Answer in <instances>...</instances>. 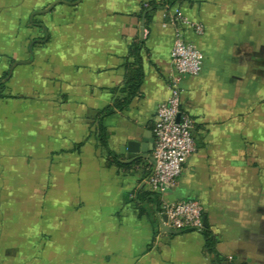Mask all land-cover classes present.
<instances>
[{
    "label": "crops",
    "instance_id": "obj_1",
    "mask_svg": "<svg viewBox=\"0 0 264 264\" xmlns=\"http://www.w3.org/2000/svg\"><path fill=\"white\" fill-rule=\"evenodd\" d=\"M50 1L32 0L9 23L0 16V78L9 62L10 79L25 73L26 90L37 86L23 95L32 111L25 113L26 156L48 173L43 192L67 177L74 185L64 190H73L75 203L58 197L63 210L53 227L75 223L73 234L86 239L80 252L94 264L101 256L103 264H264V0H179L174 7L204 30L198 36L180 27L203 57L200 74L178 83L196 150L158 203L142 198L152 159L129 162L135 156L120 150L128 141L153 145L156 109L175 76L174 27L163 26L174 9L146 8L162 0H76L73 7L63 1L52 9ZM7 6L0 0L1 12ZM34 13L43 21L19 18ZM18 29L25 31L20 37ZM27 43L24 66L18 60L26 58ZM13 84V100L21 99L20 83ZM98 122L110 157L128 167L98 148ZM34 145L41 146L38 155ZM188 200L202 206L212 246L202 231L165 230L161 203Z\"/></svg>",
    "mask_w": 264,
    "mask_h": 264
},
{
    "label": "rangeland",
    "instance_id": "obj_2",
    "mask_svg": "<svg viewBox=\"0 0 264 264\" xmlns=\"http://www.w3.org/2000/svg\"><path fill=\"white\" fill-rule=\"evenodd\" d=\"M63 1H71L68 7H73L76 0H54L50 1L48 6L52 9L54 5ZM3 2L10 7L7 6V11L3 8L4 13L0 10V16L3 22H8V18H14L13 16L29 8L32 0H3ZM40 9L46 11L47 8L45 6ZM21 17L24 23L32 24L43 21L42 15L36 13L19 18ZM18 30L19 35H17L20 37L25 31ZM35 32V38L41 42L44 38L43 31L36 29ZM24 47L27 50V59H20L18 63L22 61V64L27 66L29 43ZM4 54L7 53L4 52ZM1 61L2 56H0V66ZM5 64L8 66L7 70H4L7 74L4 78L3 76L2 79L0 78V264H94L90 260V254L80 252L86 249V239L73 234L75 223H67L66 228L63 229L64 226L62 229L59 228L60 232L53 227L51 221L58 217L59 208L63 210V207L57 204L58 197L62 202L70 196L71 199L74 198L73 190H64L67 185L68 188L74 185L67 177L68 181L64 179L60 184L51 181L49 191L44 188L45 193L43 192L42 183H45L46 178L44 181L42 178L48 177V173H43L42 176L41 172L45 171L43 164L39 160L36 161L35 157L32 161L26 156L27 145L30 142H27L25 113L29 114L32 111L30 100L26 101L23 95L29 98L28 95L36 93L37 86L26 90L27 76L22 72L21 77L10 79V63L5 62ZM14 64L11 62L13 67ZM14 82L20 83L21 86L20 89L15 90L18 96H23L18 100H13L12 97L16 95L13 91ZM36 147L34 145V155L37 154L36 149H40L41 146ZM28 149L31 150V148ZM55 174L49 177L56 178ZM74 203L75 199H72L71 204ZM42 231L46 233L44 235L47 238L43 239L40 236ZM100 258L99 264H103L104 256Z\"/></svg>",
    "mask_w": 264,
    "mask_h": 264
},
{
    "label": "built area",
    "instance_id": "obj_3",
    "mask_svg": "<svg viewBox=\"0 0 264 264\" xmlns=\"http://www.w3.org/2000/svg\"><path fill=\"white\" fill-rule=\"evenodd\" d=\"M174 27V41L170 51V62L175 72L167 85L168 97L159 104L153 125V149L151 158L153 167L147 185L153 192L162 194L173 186L181 176L185 161L195 152L192 136L193 121L180 110L179 77H196L202 70L203 57L197 46L185 40L180 27L203 34V26L186 19L179 9L167 16L164 27ZM165 217L163 224L172 231H202L203 208L193 200L166 202L160 207ZM230 264V263H226Z\"/></svg>",
    "mask_w": 264,
    "mask_h": 264
},
{
    "label": "trees",
    "instance_id": "obj_4",
    "mask_svg": "<svg viewBox=\"0 0 264 264\" xmlns=\"http://www.w3.org/2000/svg\"><path fill=\"white\" fill-rule=\"evenodd\" d=\"M178 1L179 0H162V3H160V4L156 3V1H151L150 3H148V6L146 8L151 9V13H152V11L156 10L157 8H164L165 6H168L169 9H174V7H176V4L178 3ZM68 2L70 3L71 1H68ZM151 13L147 14L146 17L147 18L150 17L149 15ZM4 76L5 75H3L2 78H4ZM118 106L120 108V105H118ZM92 135H94V137L96 139V144H97L98 148L107 153L111 162L115 163L116 166H118V167H128L127 165H122L121 163H119L114 157H110L112 153L108 148V143H107L108 133L106 131V128L102 125L101 122H98L96 125H94L93 130H92ZM159 196H160V193L153 192L150 189V191L148 193H144L142 195V198L148 199V200L151 199L154 202L158 203L159 199H160ZM202 233L210 241V246H212V240L208 238V236H209L208 231L203 229ZM40 236H42L43 239L47 238L44 234H41Z\"/></svg>",
    "mask_w": 264,
    "mask_h": 264
},
{
    "label": "water",
    "instance_id": "obj_5",
    "mask_svg": "<svg viewBox=\"0 0 264 264\" xmlns=\"http://www.w3.org/2000/svg\"><path fill=\"white\" fill-rule=\"evenodd\" d=\"M143 25V22L141 23ZM153 145L148 146V144H142L137 141H128L125 147L121 148V152L124 153L126 158H129V156H135L131 157L129 162H134L137 160V158H142V159H147L151 157L148 156V152L152 151ZM138 156V157H137ZM165 217H162V223L165 221ZM204 223V222H203ZM205 225V224H204ZM164 230V228H162ZM166 231L169 232V229H165Z\"/></svg>",
    "mask_w": 264,
    "mask_h": 264
}]
</instances>
